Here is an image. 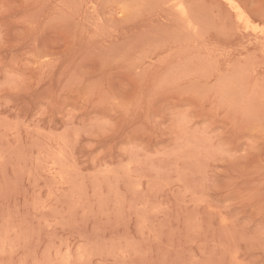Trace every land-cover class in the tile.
I'll use <instances>...</instances> for the list:
<instances>
[{
  "label": "rangeland",
  "instance_id": "obj_1",
  "mask_svg": "<svg viewBox=\"0 0 264 264\" xmlns=\"http://www.w3.org/2000/svg\"><path fill=\"white\" fill-rule=\"evenodd\" d=\"M0 264H264V0H0Z\"/></svg>",
  "mask_w": 264,
  "mask_h": 264
}]
</instances>
